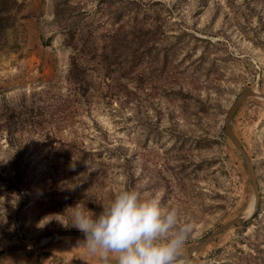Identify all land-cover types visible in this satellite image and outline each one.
Wrapping results in <instances>:
<instances>
[{"label": "rangeland", "instance_id": "374dc122", "mask_svg": "<svg viewBox=\"0 0 264 264\" xmlns=\"http://www.w3.org/2000/svg\"><path fill=\"white\" fill-rule=\"evenodd\" d=\"M0 18V253L80 231L70 207L98 213L125 188L192 224L179 254L249 209L242 161L221 135L243 90L264 93V0H0ZM66 28L89 32L95 55L118 31L111 62L125 72L102 90L115 97H71ZM32 104L45 112L43 131L30 118L9 136L10 112L27 119ZM232 128L256 167L260 214L186 264L264 258V101L247 100ZM83 240L0 264H98Z\"/></svg>", "mask_w": 264, "mask_h": 264}, {"label": "clouds", "instance_id": "9594fccd", "mask_svg": "<svg viewBox=\"0 0 264 264\" xmlns=\"http://www.w3.org/2000/svg\"><path fill=\"white\" fill-rule=\"evenodd\" d=\"M70 208V226L84 234L81 246L98 264H176L192 232L178 209L133 188L120 190L98 213L79 203Z\"/></svg>", "mask_w": 264, "mask_h": 264}, {"label": "trees", "instance_id": "16d2710c", "mask_svg": "<svg viewBox=\"0 0 264 264\" xmlns=\"http://www.w3.org/2000/svg\"><path fill=\"white\" fill-rule=\"evenodd\" d=\"M0 27L4 28L1 18ZM116 33H118V31H115V33L113 32V35L109 36L106 40V44L101 49V54L95 55L97 49L89 32H84L83 30L75 28H66L63 45L70 50L66 81L69 86L71 97H73L79 104H89L90 98L93 96H102V98H106L108 95H111L112 97H115L114 94L110 93L102 94V90L105 88V91H108L111 86L120 85L123 79V73L125 72V68L122 66L116 67V70L112 67L111 58L112 56H116L114 53L117 49L111 45L117 42ZM129 36H132V32L129 33ZM124 39H127V36ZM124 50H126V48ZM113 73L115 74L114 76H112ZM29 109L30 110H27L26 112V115H28L29 118H24L23 120L20 119L22 117L20 113L16 114L14 110L10 112L9 119L7 121L9 125L7 134H9V136H13V132L16 131L15 125H17L20 129H22L23 124L27 126L34 125L30 122L31 119L37 121L35 126L37 125V127L43 131V128L40 125H43L42 118L45 117V112L42 108L35 106L34 104H32ZM18 118L19 121L17 122ZM47 137L48 136L46 135L45 139H47ZM221 137L224 140H227L224 134H222ZM254 169L256 172L255 165ZM261 196L262 194L260 193V197ZM260 203L261 199L258 205L257 213L253 218L260 214ZM16 215L17 216L15 217L18 218V214ZM250 223L251 222L244 224L241 230L247 228ZM245 264H250L247 259ZM256 264H264V258Z\"/></svg>", "mask_w": 264, "mask_h": 264}, {"label": "water", "instance_id": "95a60500", "mask_svg": "<svg viewBox=\"0 0 264 264\" xmlns=\"http://www.w3.org/2000/svg\"><path fill=\"white\" fill-rule=\"evenodd\" d=\"M249 99H258L264 101V93H259L252 89H245L243 90L238 97L234 100L232 105L227 111L226 120L224 124V135L226 136L227 140L230 142L232 147L235 149L237 154L239 155L243 167L245 169L250 188L253 193V209L252 212L246 216L247 209L244 213L240 214L239 216L229 220L228 222L224 223L222 226L217 228L215 231L207 235L206 237L194 242L189 247L188 251L185 254H179L176 260V263L186 264L191 258L198 253L202 248L210 244L214 239H216L222 233L230 230L233 227H242L244 224L248 223L250 220L253 219L254 215L257 213L258 205L260 202V190L257 181L256 172L254 169V164L252 163L251 159L243 149L240 141L236 137L233 128H232V120L240 109V107ZM63 239H84V234L81 231H61V232H54L51 233L44 238H40L38 242L31 248L25 246H16L10 248L6 251L0 253V262L3 260L10 258L12 256L18 254H24L26 256H31L36 254L46 247L52 245L53 243L63 240Z\"/></svg>", "mask_w": 264, "mask_h": 264}, {"label": "bare ground", "instance_id": "6f19581e", "mask_svg": "<svg viewBox=\"0 0 264 264\" xmlns=\"http://www.w3.org/2000/svg\"><path fill=\"white\" fill-rule=\"evenodd\" d=\"M252 209H253V201L251 202V204L249 206V209H248L246 216H248L252 212ZM176 264H181V263H176Z\"/></svg>", "mask_w": 264, "mask_h": 264}]
</instances>
